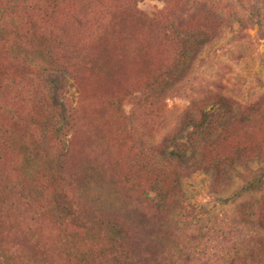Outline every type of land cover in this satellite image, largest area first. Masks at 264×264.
Here are the masks:
<instances>
[{
	"label": "trees",
	"instance_id": "trees-1",
	"mask_svg": "<svg viewBox=\"0 0 264 264\" xmlns=\"http://www.w3.org/2000/svg\"><path fill=\"white\" fill-rule=\"evenodd\" d=\"M32 1L2 0L0 8L1 52L25 69L17 82L21 90L12 89L22 97L20 103L34 110L26 115L34 128L30 133L34 141L23 157L26 170L20 174L16 170L14 177L6 171L4 154L11 148L7 140L21 135L0 121V223L12 222V217L2 215L6 211L33 225L56 227L50 248L41 247L43 262H49L57 249L68 264L189 263L209 256L200 242H212L208 234L215 232L216 216H196L182 190L184 181L204 174L208 194L233 218L228 232L241 238L227 261L219 258L222 245L215 246L212 250L218 251L210 257L224 264H264V142L251 147L232 132L234 123L247 126L264 117V81L244 101L219 84L206 90L187 81L202 50L224 34L235 35L237 42L246 40V31L253 26L264 34V0H164L167 6H179L148 17L133 9L111 8L105 0H85L84 13L76 11L63 18L59 7L64 0ZM132 19L153 30L151 40L171 46L173 56L158 76L160 82L138 91L130 117L138 109L164 105L166 93L190 98L186 111L196 116L186 114L182 127L169 130L170 151L136 156L139 180L120 182L122 189L138 190L134 199L129 191L132 200L110 188L107 199L101 194L89 196L86 186L93 182L84 175L90 166L86 161L70 163V145H61L62 136L72 134V138L81 129L80 105L67 107L62 96L72 81L84 97L87 57L96 60L98 52L108 53L125 40L133 46L138 43L133 36L122 38L123 28ZM5 65L0 63V104L18 122L22 119L16 108L18 98L5 97L16 81ZM133 92L125 88L126 94ZM112 98L105 97L103 105L121 110V101ZM210 107H217V113H206ZM187 127L191 131L185 142H178ZM24 173L28 175L22 179ZM99 178L94 182L103 184L105 176ZM112 197H119L116 209H111ZM195 230L197 236L191 232ZM184 235L192 239L191 249L180 244Z\"/></svg>",
	"mask_w": 264,
	"mask_h": 264
},
{
	"label": "rangeland",
	"instance_id": "rangeland-1",
	"mask_svg": "<svg viewBox=\"0 0 264 264\" xmlns=\"http://www.w3.org/2000/svg\"><path fill=\"white\" fill-rule=\"evenodd\" d=\"M35 1L33 0L32 3ZM134 1L105 0L111 8H123L127 11L137 10L146 17L151 13L163 12L167 7L169 9L179 6H176V3L167 6L164 0ZM85 5V0H64L63 3H60L59 13L62 18L72 15L76 11L82 14L85 12ZM1 7L2 0H0ZM221 8L222 6H220ZM174 9L177 10V8ZM142 25L143 23L139 20L132 19L123 28L126 34L123 33L122 38L133 36V40L138 42L136 45L133 46L125 40L121 45H114L108 53L102 55L98 52L96 60L87 57L88 60L85 61L83 69V73L86 75L84 86L87 91L84 97H81L79 87L72 81L67 84L62 96L67 107L80 105L78 110L80 111L81 129L72 138V134L62 136L63 144L61 145L64 148H68L70 145V163L77 164L86 161L85 164L90 166L89 173L84 175L88 181L93 182L86 186L89 196L101 194L107 199L110 188L112 192H120V195L126 198H130V193H132L134 199L138 195V190H126L128 188L126 186L124 190L121 188L120 182L122 183L124 179L139 180L137 171L139 165L136 156L141 153L144 155L149 152H159L162 149L170 151L172 143L168 141L169 130L182 127L184 125L182 121L186 114L196 116L193 112L186 111L189 108L190 98L170 97V94L166 93L165 107L164 105H155L150 108H141L133 112L134 119L130 117L138 91L143 90L147 85H154L156 81L160 82L158 76L166 71L173 56V48L169 45H159L160 40H151L154 34L153 30L143 28ZM263 35L258 26H253L246 31L247 38L242 42H237L234 38L235 35L230 33L213 41L202 50L196 59L191 69L190 78L187 80L188 83H193L195 88L197 83L200 87H205L206 90L213 89V86L219 84L225 89V92L233 91L232 93L239 97L238 100L244 101L257 89L259 82L264 81ZM11 60V58L7 59V55L2 53L0 48V63L6 64L4 68H9L11 79L16 81L15 85L14 83L10 85L5 97L16 96L18 98L19 104L16 108L20 109L18 112H21L22 118L17 122L16 116L9 114L7 108L0 104V121L10 128L18 129L19 135H21V137L12 136L7 140L10 141L9 147L11 148L4 154V162L7 161L5 163L6 171L11 172L14 177L17 174L16 170H20L19 174L23 173L24 169L26 170L23 157L31 148L30 141H34V137L30 136V133L34 131L33 124L29 116L26 115L31 114L34 110L31 109L32 106L20 103L22 97L20 99L18 92L12 89L16 87L21 90L17 82L20 77H23L25 69L18 63L17 66ZM179 85L182 86L183 83ZM125 88H130L132 92L138 90L126 94ZM228 90L230 91L228 92ZM105 97L120 100L121 110L103 105ZM86 98L88 99L85 101ZM217 111V107L205 110L210 115L216 114ZM15 123L18 124L17 128L14 126ZM189 131H191L189 127L185 128L181 132L182 139L178 142H185ZM232 132L240 141L250 143L251 147H256L257 144L264 142V117L256 119L254 123L247 126L234 123ZM58 151L62 153L60 149ZM152 155L154 154L150 156ZM27 175L28 173H24L22 179H25ZM99 176H105L106 181L104 180L103 184L94 182L100 180ZM207 185L208 176L204 174H195L183 182L182 190L186 205L193 207V213L198 217L208 219L215 215L216 225L215 232H210L211 234H208L209 238H207L212 242H200L201 249L205 248L210 251L209 256L182 264H224V260L218 262L216 257H210L218 251L212 249L217 245H222L223 251L219 258L225 257V261H227L228 257L234 253L235 245L241 241V238L237 239L228 232L231 230L233 218L229 216L226 207H220L213 201L207 192ZM118 198L114 200L112 197V203H115L111 209L118 207ZM130 200L132 199L130 198ZM89 205L93 206L94 204L89 203ZM2 215L5 217L8 215L13 220L10 224L0 223V264H68L63 257H60L62 251L59 252L57 249L53 251L56 260L54 257L49 260L50 263L42 260L44 257L41 247L45 245L50 248V243L57 231L56 227L51 224L33 225L27 218H20L6 211ZM7 221L9 220L7 219ZM14 221L16 225H14ZM191 232L197 236L196 230L195 233ZM221 233H225L226 237L224 238ZM188 235L181 238L180 244L191 249L193 244L190 246L188 243H192V239Z\"/></svg>",
	"mask_w": 264,
	"mask_h": 264
}]
</instances>
